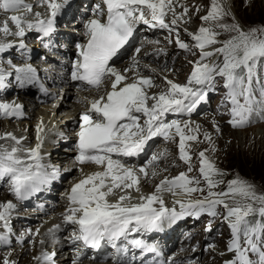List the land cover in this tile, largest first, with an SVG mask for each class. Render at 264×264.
Here are the masks:
<instances>
[{
    "label": "snow or ice",
    "instance_id": "obj_1",
    "mask_svg": "<svg viewBox=\"0 0 264 264\" xmlns=\"http://www.w3.org/2000/svg\"><path fill=\"white\" fill-rule=\"evenodd\" d=\"M39 3L46 5L47 19H40L41 13H35V22L26 20L23 14L12 15L9 19L16 31L12 32L5 21L0 29L4 36L23 37L26 29H35L45 35L53 32L56 18L68 0H39ZM32 7L24 0H0V10L5 13H31ZM181 7L183 11L177 14L176 0H98L91 18L83 24L86 42L75 45L78 59L72 64L71 80L83 82L98 93L107 82L110 90L106 89L98 98L89 101L88 110L79 117L75 159L79 164H94L100 170L84 174L66 194L69 206L63 219L73 226L68 240L91 249H98L102 242H107L118 253L127 252L126 246H117V241H121L142 251L155 252L156 248L142 239L129 241V234L160 231L165 222L173 223L184 217L199 219L206 214L213 218L222 217L228 222L230 239L227 251L233 256L224 264H264V193H258L253 184L239 178L228 182L227 191H214L223 183L214 177L224 173L208 158L207 150L198 153L200 175L190 176L188 173L193 171V166L187 142L198 139L199 126L192 127L188 120L166 119L169 113H193L206 101L210 91H216L217 77L224 81L222 87L226 92L222 104L231 103L229 123L233 127L246 126L257 107L264 113V79H261V73H264V25L245 30L235 22L234 16L233 22H226L229 10L224 8L221 0H210L206 15L199 17L203 23L198 30L190 32L184 29L193 42L190 45L180 39L174 27L188 14L187 6ZM200 10L196 8L197 12ZM169 13L172 18L166 22L165 17ZM141 24L148 28L167 29L175 33V43L180 49L194 56L198 51L199 59L189 61L192 68L187 83H176L164 77L168 86L166 90L150 95L148 89L155 87L151 77L137 73L136 78L128 82L126 73L131 69L121 71L110 64L129 44ZM223 34L228 35L221 41L219 37ZM10 46L0 43V51ZM209 48L212 50H207ZM135 51L140 53L141 49L136 48ZM212 57L216 59L212 60ZM133 65L139 67L135 58ZM15 71L22 86L35 81L36 70L30 65ZM3 79L0 75V81ZM19 107L0 103V114L16 115ZM42 132L41 122L37 126V143L30 148L24 147L21 139L11 133L0 137L14 141L10 148L0 144V182L8 184L10 195L18 201L40 191L59 174V169L46 170L48 166L41 154ZM156 137L166 141L179 138V159L188 165L187 172L164 177L155 185L154 192L140 195L138 202L132 203L133 197L127 190L139 192L140 175L147 178L149 172L146 167L137 170L135 166H129L123 158L140 155L148 142ZM204 138L211 139L207 133ZM164 155H152L149 165L154 166ZM151 175L155 177L158 172L154 169ZM201 178L206 189L200 187ZM165 191L176 197H185L174 201L179 210L165 205L162 196ZM195 193L202 196L193 198ZM237 196L240 199H236ZM109 197L117 198L113 201ZM157 204L159 206L154 207ZM16 208L11 200L0 203V228L3 229L0 231V244L10 243L11 218ZM55 228L58 229L59 225ZM210 230V226L206 228V231ZM52 231L50 229L49 233ZM27 234L32 237L40 233L37 229L35 233L28 230ZM10 255L3 258L2 264H16ZM55 256V252L42 251L33 259L38 264H55ZM82 258L83 253L77 251L72 264H79Z\"/></svg>",
    "mask_w": 264,
    "mask_h": 264
},
{
    "label": "rangeland",
    "instance_id": "obj_2",
    "mask_svg": "<svg viewBox=\"0 0 264 264\" xmlns=\"http://www.w3.org/2000/svg\"><path fill=\"white\" fill-rule=\"evenodd\" d=\"M221 3L224 6V8L229 10V12H230V15L225 18L226 22H229V23L233 22L232 17L234 16L235 22H238L239 24H241L245 28V30H247V28H249L251 26L264 25V0H221ZM181 5L187 6V8L189 9L187 16L184 17V20H187L188 22L185 23L184 20H182V21H180V23L177 26H174V27H176V31L179 32L180 39L191 45L193 42L191 41V38L185 33L184 29L186 28L190 32H195L198 30V28L201 26V24L203 22L199 19V17L197 18L196 15H199V16L206 15L208 7L210 5V0H176V12H177V14H179L183 11V8L181 7ZM190 7H191V9H193V11L195 10V13H198L195 15V18H194V15L192 16L193 18L191 17V11L192 10L190 9ZM197 7H199L201 9L199 12L196 11ZM169 16L171 19L172 18L171 13L169 14ZM69 24H71V25H69ZM73 25H74V23L72 24L69 22L67 24V28H69L72 32H76L75 31L76 27ZM78 27H79V25H78ZM227 35L228 34H223L219 37V39L222 41V40L227 38ZM171 40L173 41L172 43L166 42L165 44H161L158 46L157 50H155V51L161 52L162 54H165L164 56H161L160 59H158V56H156L152 60L153 62H147L145 64L148 66V67H146L148 70L156 71V72H158L159 76L161 75L160 79H158L159 83L164 82V77H167L168 79L173 80L175 82V81H178V79H182L185 76L184 74H181V73L179 76L176 72H174V68L177 67L176 66L177 63L171 64L169 62V64H166V63H165V65L162 64L163 62H166L168 54H170V60L171 61L173 59H174V61L178 60L177 58H175V55H177L178 57H181L182 61L186 63V65L184 67L187 69V72H189V70L191 71V68H192V65L189 63V61L190 60L195 61V59H197L199 57L198 51H197V55L194 56L190 52H186L185 50L180 49L175 43V33L171 37ZM68 46H70L72 48V42L69 43ZM215 47H219V45H216ZM172 48L177 49V51H175L174 53L171 54L170 50H172ZM207 50L211 51L212 49L209 48ZM158 53L154 52V54H158ZM159 63L161 65H159ZM184 67H181V68H184ZM182 70H185V69H182ZM142 75L149 77L146 73H144V74L142 73ZM181 75H183V76H181ZM261 79H264V73H261ZM155 80H157V79H155ZM65 93H66V95H63L64 97L62 98L63 101H60V102H58V99L60 97V92L52 94L53 98H55V100L50 101L46 107L51 108L50 110H53L56 108L53 111L54 113L52 112L53 117L60 116L59 113L57 112V108L59 107V110H60V106H62L60 113L63 110H64V112L66 110H68V111L70 110L69 109L70 103H73L74 98H75V96H74L75 95V89L70 88ZM151 93L152 94L156 93V90H152ZM219 98H220V95L215 96V99L212 100L211 104L213 106H215L218 103ZM257 98H259L258 94H257ZM64 102H65V104L66 103H69V104L65 105V104H63ZM48 106H50V107H48ZM41 108L42 107L37 108L35 111H33L32 116L37 115L40 112ZM219 109H223V108H219ZM225 111H227V110H225ZM73 113H74V111H73ZM218 114L220 115V113H218ZM218 117L221 118L220 120H218V124H219V122L220 123L224 122L226 119V117H223V116H216L214 118L217 119ZM52 119H54V118H52ZM205 119H207V118L201 119V116H198L194 122V125L196 124V126L198 125L200 129L205 130L206 127L201 125V123L202 124L204 123L203 121ZM50 120H51V118H50ZM27 123H28L27 120H20V121L13 120V121H11V120L6 119L5 117L0 116V124L3 127V130H1L0 132H3L5 134L8 132H16V133H23V134L25 133V135L29 136L31 134L30 129L34 127L36 130V127L32 124L33 122H30L28 128L26 129ZM213 123L215 126L217 125V123H215L214 121H213ZM221 125H222V127L226 126L225 127L226 129L224 130V132L225 133L228 132L229 135L231 136V138H229L230 140L229 139L224 140L225 142L227 141L226 142L227 144L224 142V145L229 146V147L227 146L229 148V151H227V153H226L224 147H223V150H221L222 147H220L221 149L218 150L219 156L217 155L216 157L211 155L212 153H210L209 151H206V155L215 164L216 168L224 173V175H222V176H215L214 177V178H217V180L223 181V183H221L216 189H214V191H227L228 182L232 181L233 179L239 178L240 180H244V181L249 182L250 184H253L256 187V190L258 193H264V183H262L260 185H256L254 182V179H255L254 173L255 172H259V173L264 174V123L263 124L251 123L250 126L240 127L237 129L233 128L231 126V124H229L228 122L220 124L218 126L221 127ZM23 134H20V135H23ZM189 134H192V133H189ZM64 143H67V139L64 140ZM187 143H188L189 147L192 149V152L194 153V157H193L194 162H196V164L199 166L198 153L200 151L206 150L201 146L202 142H201L200 134H198V139L196 141H188ZM171 151L173 153H175V149L171 150ZM222 151L224 152V154L226 153V157H224V155H222ZM66 161H68V159H66V160L64 159L62 162H66ZM175 162L176 161L173 160L172 165H170L171 167L169 166L166 168V170H168V172H170V171L173 172V171H176L178 169V167L176 165H174ZM252 163H254V167L252 166ZM82 174H84V173L83 172L81 173L80 169L77 168L73 171L72 176H81ZM66 183H64V184H66ZM236 199H240V198L237 196ZM229 203L231 204V199H229ZM60 211H62V209ZM15 212H16V210L14 211V213ZM223 222H218L215 225V227L213 228L214 230L212 232V235L215 232L217 234V231L219 230L218 228H220L224 225ZM220 223H222V225H219ZM202 224L205 225V223H202ZM224 226L226 228V225H224ZM220 236H221V234H220ZM213 242H216L214 244L215 248L217 247L218 243H221L224 246V240L223 239H219L218 241L213 240ZM223 246H221V247H223ZM12 250H14V249L13 248L0 249V256L9 255V253ZM208 256L206 258L202 257L201 260H199L197 262H205V263L209 262L211 264H217V261L213 260V258H212L213 256H210L211 260H208ZM218 259L220 260V258H218ZM221 259H222V257H221ZM70 261L71 260L68 259L66 264H70L71 263ZM109 261H110V258H108L105 263H107ZM83 263L86 264V260H84ZM26 264H29V263L27 262Z\"/></svg>",
    "mask_w": 264,
    "mask_h": 264
},
{
    "label": "bare ground",
    "instance_id": "obj_3",
    "mask_svg": "<svg viewBox=\"0 0 264 264\" xmlns=\"http://www.w3.org/2000/svg\"><path fill=\"white\" fill-rule=\"evenodd\" d=\"M84 2H86V0H84ZM201 6V5H200ZM202 7V6H201ZM190 9H191V7H190ZM192 11H191V17L194 15V18H195V15L196 14H198V13H195V10L193 11V9H191ZM204 10V9H203ZM77 12H78V9H77V6L75 5L73 8H72V10H70V15L71 16H73V15H77ZM201 13V12H200ZM170 14V13H169ZM196 17L198 18V17H200L199 15H196ZM169 18H170V16H169ZM193 18V17H192ZM68 24V21H62L61 22V24H60V26H61V28L64 30L63 31V33L66 35L65 37H67V36H69V35H72L73 33H72V31H70V29L69 28H67L66 27V25ZM69 25H71V24H69ZM196 28V27H195ZM146 34V33H145ZM74 38H76V39H78V37L77 36H75ZM60 40V43H61V45H64V48H65V50H67L68 49V41L65 39V40H61V39H59ZM72 40H73V38H72ZM149 45H146L145 46V48H144V54H143V59H146V58H155L156 56H158V59H160L161 58V56H164L165 54H162L161 52H159V54H153V52H157V51H151V49H149ZM169 48V47H168ZM149 49V50H148ZM179 49V48H178ZM157 50V49H156ZM170 50V49H169ZM175 51H177V49H173L172 48V50H170V52H171V54L172 53H174ZM169 52V53H170ZM175 58H177L178 60L177 61H174V59L171 61L170 60V54H168V56H167V60H166V62H163L162 64L163 65H165V63L166 64H169V62L171 63V64H176L177 63V67L176 68H174V72H176L179 76H180V73L181 74H184V75H186L188 72H187V69L184 67L185 65H186V63L185 62H183L182 61V58L181 57H178L177 55H175ZM181 58V59H180ZM172 59V58H171ZM157 60V59H156ZM165 60V59H164ZM140 62H143L142 60H140ZM145 64H143V63H141V65H140V73H141V75H142V73L144 74V73H146L149 77H151V78H157V79H160V76L158 75V72H156V71H150V70H148L145 66H144ZM159 65H161L160 63H159ZM181 67H184V68H181ZM182 69H185V70H182ZM182 70V71H181ZM173 72V71H172ZM187 72V73H186ZM175 75V74H174ZM181 76H183V75H181ZM162 80V79H161ZM75 85V83H70V86H69V89L70 88H72L73 86ZM79 94V95H78ZM64 95H66V93L64 94ZM63 96V93H61L60 92V98ZM75 98H74V102L73 103H70V110L68 111V110H66L65 112H64V110L60 113V110L62 109L61 107L62 106H60V110H59V107L57 108V112L59 113V115L60 116H56V117H53V111L56 109H53V110H50L51 108H47V110H48V112H47V114H46V118L48 119V118H51V123H53L54 121H57V126L59 127V128H62V129H66V127H68V126H73V125H75L76 124V122H77V120H76V118H75V113L77 112V111H82V104H83V99H84V93L82 92V91H80V90H76L75 91ZM64 97V96H63ZM72 100V99H71ZM62 101H63V99H62ZM63 104H65V102L63 103ZM66 104H69V103H66ZM65 104V105H66ZM54 105V104H53ZM218 105V104H217ZM216 105V106H217ZM48 107H50V106H48ZM221 106H219L218 107V109L220 108ZM207 107L205 106V104H202L201 105V112L204 110V109H206ZM216 107L214 108V110L215 111H217L218 110ZM73 111H74V113H73ZM53 112V113H52ZM45 114V113H44ZM203 114V115H202ZM200 116H201V119L202 118H207V119H205L203 122V124L201 123V125H203V126H205L206 127V129L204 130H202V129H200L199 128V132H198V134H200V137H201V146L204 148V149H206L207 151H209L210 153H212L211 155H213V156H217L218 155V153H219V151L218 150H220L221 148L220 147H222V149L221 150H223V147H224V149H225V151H226V153H227V151H229V146L227 147L226 145H224V140L226 139V140H228L229 138H231V136L229 135V133L228 132H224V130L226 129L225 127H222V125H221V127L220 126H218V125H220V122H219V124H218V120H220L221 118H217V119H215L214 117H216V115H214V113H204V111L200 114ZM212 116V117H211ZM209 117V118H208ZM52 118H54V119H52ZM199 119V118H198ZM195 120H196V118H193V119H190V122L192 123L191 124V126L192 127H196V124L194 125V122H195ZM200 121V120H199ZM202 121V120H201ZM213 121L215 122V123H217V125L216 126H218V128H219V130H217V127L214 125V123H213ZM202 126V127H203ZM201 127V128H202ZM237 129V128H236ZM1 130H3V127L1 126V124H0V131ZM31 130V134L29 135L30 137H33V135L35 134V132L37 131V128H36V130H35V128L33 127V128H31L30 129ZM205 133H207V134H209L210 135V137H211V139L210 140H205V138H204V136H205ZM5 135V133H3V132H0V137H2V136H4ZM1 140H3V139H1ZM230 140V139H229ZM67 141H69V138H67ZM227 142V141H226ZM225 142V143H226ZM227 144V143H226ZM189 149H190V147H188ZM192 152V151H191ZM173 153V152H172ZM226 153L224 154V152L222 151V155H224V157H226ZM69 157H62V160H66V159H68V158H70L72 155L71 154H69L68 155ZM219 156V155H218ZM221 157V156H220ZM69 160V159H68ZM176 163V162H175ZM171 167V166H170ZM91 168L92 167H90V166H81V167H79V169H83V172H84V174H88V172H92L91 171ZM168 171V170H167ZM81 172V171H80ZM171 172V171H170ZM79 173V172H78ZM82 173V172H81ZM75 178H77V177H73V176H69L67 179H66V181H63L62 182V184H64V183H66L67 182V180H73V179H75ZM144 184L146 185V186H148L151 190L153 189V181H152V179H147L145 182H144ZM55 190H53V192H54ZM58 194V193H57ZM8 201V199H7V197H6V195L5 194H1L0 193V203H2V202H7ZM64 207H62L61 209H63ZM60 209V210H61ZM56 210H58V209H53V211H56ZM32 211V210H31ZM15 213H17V212H15ZM65 212H62L61 214H60V217H63V214H64ZM205 221H203L202 223H204ZM203 225V224H202ZM219 225H222V223H220ZM221 228V227H220ZM220 228H218V229H220ZM213 230L214 229H212L211 231H210V233H209V235H211L212 236V232H213ZM193 236H196L195 234H192ZM207 244V246L209 247V250L211 251V252H207V253H209V254H207V256H208V260H211L210 259V256H213L212 258H213V260H215V261H217V263H219L221 260H223L224 258H228V255H226V252L224 251V248L223 247H221V246H223V244H221V243H218L217 244V247L215 248V246L213 245H211L210 244V241L208 240L207 241V243H205V245ZM221 253H224V255H221ZM10 259L11 260H13V261H15L16 262V264H26L27 262L29 263V264H34V262H33V260H32V254L30 253V250H29V248H27L26 246H24L23 248H21V250H19V251H15V250H12L11 252H10ZM230 255V254H229ZM5 256H9V255H4V256H0V264H2V261H3V258L5 257ZM194 256V255H193ZM29 257V258H28ZM202 257H204V252H203V249H202V251H201V257H200V259L199 260H201V258ZM221 257H222V259H221ZM73 258V256H71L70 258H68V259H72ZM218 258H220V260L218 259ZM68 259L67 260H63L62 262H60L59 264H66L67 263V261H68ZM198 260V261H199ZM96 264V263H95ZM104 264H113V261H112V258L110 259V261L109 262H107V263H104ZM196 264H211V263H205V262H196Z\"/></svg>",
    "mask_w": 264,
    "mask_h": 264
},
{
    "label": "trees",
    "instance_id": "obj_4",
    "mask_svg": "<svg viewBox=\"0 0 264 264\" xmlns=\"http://www.w3.org/2000/svg\"><path fill=\"white\" fill-rule=\"evenodd\" d=\"M252 166L254 167V163H252ZM254 177H255L254 182L256 185H260V184L264 183V174L263 173L255 172Z\"/></svg>",
    "mask_w": 264,
    "mask_h": 264
}]
</instances>
